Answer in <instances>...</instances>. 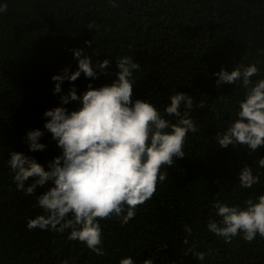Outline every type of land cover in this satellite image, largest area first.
<instances>
[{"label":"trees","instance_id":"1","mask_svg":"<svg viewBox=\"0 0 264 264\" xmlns=\"http://www.w3.org/2000/svg\"><path fill=\"white\" fill-rule=\"evenodd\" d=\"M0 264H119L132 256L135 264H264V237L249 243L240 237L226 243L207 230L219 220L213 203L244 206L264 194V145L248 153L246 146L221 148L216 135L236 118L245 89L235 83L217 86L214 73L239 63L256 64L255 82L264 79V0H0ZM90 22L94 27L89 28ZM86 42H91L86 43ZM74 49L94 63L111 61L96 79L82 73L65 80L54 94L52 76L65 67L75 71ZM128 55L140 65L134 73L135 99L167 104L174 91L194 99L192 118L199 131L189 133L185 156L173 162L168 177L136 216L121 225L100 221L105 254L97 256L84 243L38 228L29 231L38 188L31 196L17 190L7 161L12 151L34 157L47 167L61 154L44 130L43 113L59 106V97L75 85L78 94L89 83L111 84L119 71L115 58ZM203 103V107H198ZM66 107L75 110L78 102ZM41 129L43 151H29L26 134ZM252 167L260 182L241 188L239 173ZM32 182L29 179L27 184ZM190 225L192 235L184 231ZM188 239L185 244L184 239ZM205 253L204 260L198 258Z\"/></svg>","mask_w":264,"mask_h":264},{"label":"clouds","instance_id":"2","mask_svg":"<svg viewBox=\"0 0 264 264\" xmlns=\"http://www.w3.org/2000/svg\"><path fill=\"white\" fill-rule=\"evenodd\" d=\"M115 7L117 0H109ZM7 10L0 3V13ZM89 28L94 27L90 22ZM91 43V42H86ZM78 61L75 71L65 67L52 76L53 93H62L65 80L74 82L83 73L96 79L97 69L105 71L111 61L94 63L83 49H74ZM119 71L111 84L77 93L75 85L59 97V106L46 110L44 130L52 134L61 154L48 161L47 167L36 158L12 151L7 161L17 190L25 195H36V207L42 210L27 220V229H40L60 234L68 233L69 241H79L97 256L105 254L100 221L116 219L127 225L168 177L166 168L185 156L184 146L189 133L199 131L191 116L194 99L190 94L174 91L162 108L152 99L133 101L134 73L140 65L128 55L115 58ZM259 72L256 64L239 63L233 70L221 69L214 73L217 86L235 83L245 89L237 105L236 118L223 132L216 135L221 148L229 145L246 146L251 154L264 145V79L252 80ZM79 107L69 111L71 102ZM203 107V103L196 105ZM44 131L29 130L26 134L29 151H43L47 145L40 142ZM264 168V157L258 159ZM32 178V182H26ZM260 182L252 167L244 166L239 173L241 188H251ZM215 215L207 230L226 243L240 237L249 243L257 236L264 237V194L248 199L244 206L229 205L216 200ZM191 236L192 228L184 225ZM188 244V239L183 241ZM204 260L205 253L198 254ZM119 264H135L132 256L122 257ZM152 264V259L144 260Z\"/></svg>","mask_w":264,"mask_h":264}]
</instances>
